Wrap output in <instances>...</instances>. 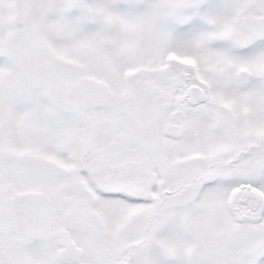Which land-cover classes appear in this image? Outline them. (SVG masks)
Wrapping results in <instances>:
<instances>
[{
	"label": "snow or ice",
	"instance_id": "1",
	"mask_svg": "<svg viewBox=\"0 0 264 264\" xmlns=\"http://www.w3.org/2000/svg\"><path fill=\"white\" fill-rule=\"evenodd\" d=\"M0 264H264V0H0Z\"/></svg>",
	"mask_w": 264,
	"mask_h": 264
}]
</instances>
